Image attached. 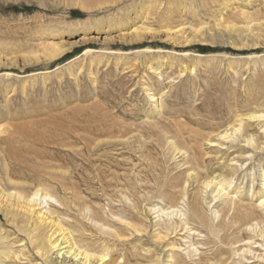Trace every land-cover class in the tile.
<instances>
[{"label": "rangeland", "instance_id": "374dc122", "mask_svg": "<svg viewBox=\"0 0 264 264\" xmlns=\"http://www.w3.org/2000/svg\"><path fill=\"white\" fill-rule=\"evenodd\" d=\"M82 4L84 7L70 0H0V152L14 168L16 162L29 157L30 151L36 161L68 170L72 181L68 178L65 182L75 183L90 198L120 211L124 205L116 200L114 204L104 195L105 190L116 199L114 194L122 186H117V177L122 178L127 190L145 194L146 188L157 196V183L164 182L168 171H180L156 142L161 130L181 135L178 141L184 144L182 137L187 142L200 139L199 135L213 127H226L235 114L264 107V29L258 31V40L252 37L246 47L213 46L206 41L190 46L156 42L133 47L103 40L121 33V25L127 20L140 25L143 18L142 22L151 27L188 33L204 23L220 29L228 24L242 26L246 23L242 13L264 23V0H82ZM85 26H94L99 32H87ZM91 36L98 40L82 42ZM48 41L79 43L59 60L25 65L21 57L40 53ZM147 47L149 50H141ZM15 57L19 66L9 63ZM149 64L158 68L156 73L148 69ZM193 64L196 70L188 73ZM181 70L185 73H179ZM144 82L163 94L161 109L156 110L144 92ZM91 126L102 129L96 132L93 128L103 139L112 136V131L116 133L117 126L132 131L126 137L141 133L144 137L135 140L140 139L143 148L134 141L131 146L104 145L92 151L83 136ZM249 130L255 138H262L264 122L252 123ZM225 148L219 153L224 155L221 160L235 158L244 163V169L233 177V185L243 196L252 193L256 199L262 189L264 150L253 149L246 142L228 143ZM198 150L207 152L205 146ZM140 152L151 154V158L142 157ZM205 156L208 165L217 166L215 153ZM23 166L24 174L35 175L32 165ZM58 181H53L54 193L63 196ZM159 201L158 197L152 199ZM204 207L210 213L208 206ZM0 213L3 233H9L12 240L18 236L27 239ZM203 235H195L193 241L204 239ZM182 236L174 239L184 249L187 245ZM200 245L196 244L198 255L207 249L211 253V246ZM30 258L31 264H43L33 253ZM231 258L230 264L262 262H239L242 259L233 254Z\"/></svg>", "mask_w": 264, "mask_h": 264}, {"label": "bare ground", "instance_id": "6f19581e", "mask_svg": "<svg viewBox=\"0 0 264 264\" xmlns=\"http://www.w3.org/2000/svg\"><path fill=\"white\" fill-rule=\"evenodd\" d=\"M70 3L84 7L82 0H70ZM242 14L246 20L242 26L228 24L220 29L215 25L210 28L204 23L201 27H192L190 33L184 29L163 26L154 28L142 22L144 18L139 21L140 25L127 20L121 25V33L103 41L133 47L156 42L190 46L205 41L213 46L246 47L251 44L249 39L253 40L252 37H257L258 40L264 23L248 13ZM84 30L99 32L94 26H85ZM71 32L67 35L70 36ZM96 40L98 38L91 36L82 39V42ZM77 43L79 42L60 45L58 42L48 41L39 49L40 53H28L21 59L25 65L41 61L53 62L72 51ZM9 63L19 66L20 62L15 57ZM229 67L232 68L231 65ZM148 69L155 73L158 70L152 64H149ZM187 69L192 74L196 70V64ZM182 71L179 73H185ZM142 86L156 110L161 109V91L145 82ZM263 122L264 107H258L235 114L226 127L216 128L217 130L213 127V130L199 135L200 139L187 142L182 137L184 144L178 141L181 135L161 130L156 142L162 144L159 146L162 147V153L180 171L173 174L169 170L165 178L161 176L165 180L157 183V196L146 188L145 194L136 189L129 191L125 188V183L121 182L122 178L117 177V186H122L118 191L120 196L114 194V199L104 190L106 187L102 183L104 195L110 201L116 200L124 205L120 211L107 208L97 199L90 198L75 183L70 182L72 176L68 170L61 169L60 166L54 167L49 162H38L30 151L29 157L24 162H16L14 168L0 152V211L12 226L27 237L24 239L18 236L12 240L10 234L3 233L0 226V264H20L23 261L31 264L32 253L40 257L43 264H230L232 254L242 259L239 262L251 263L253 261L250 259H258L264 264V252H259L260 247L264 251V169L260 174L262 189L258 192V197L254 199L251 190L248 191L251 193L250 197L243 196L240 188L233 185V177L239 169H244V163L235 158L221 160L224 155L219 154L223 153L225 145L235 142H246L253 149L264 150V133L262 138H255L251 129L249 130L252 123L260 125ZM117 127L116 133L112 131L114 134L104 139L102 134L96 135L93 130L95 128L98 132L101 128L89 127L90 130L83 135L87 146L93 151L104 145L131 146L134 141L141 144L140 139H135L137 136L143 138L144 135L138 133L126 137L132 131L124 126ZM203 146L207 152L202 154L198 149ZM212 153L217 155V166L207 164L205 155ZM150 155L141 153L142 157ZM242 155L243 153L238 157ZM23 165H32L35 175L24 174ZM16 167L18 168L15 169ZM68 178L69 183L65 182ZM54 180H60L58 183L64 192L63 196L54 193ZM155 197L160 201L152 202ZM204 205L208 206L210 213L205 211ZM179 235H183L182 238L185 239L187 247L184 249L174 239ZM195 235H203L204 239L194 242ZM196 244L211 246V253L207 249L198 255L200 249ZM195 256L198 257L195 259Z\"/></svg>", "mask_w": 264, "mask_h": 264}]
</instances>
